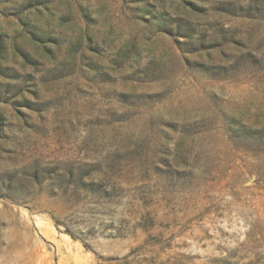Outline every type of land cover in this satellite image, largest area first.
Segmentation results:
<instances>
[{"label":"rangeland","instance_id":"374dc122","mask_svg":"<svg viewBox=\"0 0 264 264\" xmlns=\"http://www.w3.org/2000/svg\"><path fill=\"white\" fill-rule=\"evenodd\" d=\"M0 264H264V0H0Z\"/></svg>","mask_w":264,"mask_h":264}]
</instances>
